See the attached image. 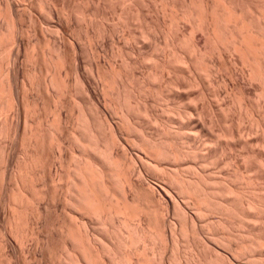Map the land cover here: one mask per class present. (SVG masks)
I'll use <instances>...</instances> for the list:
<instances>
[{
  "label": "bare ground",
  "instance_id": "1",
  "mask_svg": "<svg viewBox=\"0 0 264 264\" xmlns=\"http://www.w3.org/2000/svg\"><path fill=\"white\" fill-rule=\"evenodd\" d=\"M113 1L89 0L85 36L104 43L122 29L135 44L117 48L123 67L93 59L90 77L68 54L69 24L54 26L61 38L45 39L46 57L42 42L25 39L33 16L0 0V264H264V0ZM38 5L74 17L63 0ZM100 6L116 8L118 26L91 30ZM21 46L29 68L19 78ZM193 87L192 98L181 93ZM206 93L220 103L214 110ZM196 133L211 137L207 153ZM221 164L231 168L224 175L210 168ZM150 169L164 180L158 189Z\"/></svg>",
  "mask_w": 264,
  "mask_h": 264
},
{
  "label": "rangeland",
  "instance_id": "2",
  "mask_svg": "<svg viewBox=\"0 0 264 264\" xmlns=\"http://www.w3.org/2000/svg\"><path fill=\"white\" fill-rule=\"evenodd\" d=\"M43 1V0H42ZM41 0H16V3L18 4V10H19V12L21 13V14H23V15H32L33 17H32V19H34L33 21L35 22L34 24H32V23H30L29 21L27 22V20L24 22V24L27 26V29H29L28 31L29 32H27V34H25L26 36V38L25 39H29V40H32L35 44L37 43H41L40 45H37V47H36V49H37V53H41V55L42 54H44V53H46L45 54V56L47 57V55H49V53H50V51H49V49H48V47L46 46V45H43V43L45 42V39H47V41H51V43H53L54 41H58V39L59 38H61V35H60V32H59V30L56 28V27H54L57 23H62V24H64V25H66V26H68V24H69V27H70V30L71 31H69V33H68V36L66 37V45H68V48L70 49L69 51L70 52H68V50H67V52H68V54L70 53V56L72 55H74L73 57H75V54L77 55L78 54V57H80V59H81V66H82V69H83V71H84V73L88 76V75H90L91 74V70H90V64H91V62H92V60L93 59H95V60H93V62L94 61H96V60H101L102 61V63L104 64V65H106V67L107 68H109V66L110 65H112V66H114V67H123V57H121V56H119L118 54H117V48H121V47H130V45L131 46H134V42H133V40H131V39H123V34L124 33H122V29H120L118 32L116 31V35L114 34L112 37H110V36H108V37H106L105 39H104V43H102L103 41V38H101V39H99V37L98 38H96V39H98V40H93V42L92 41H88V37H86V36H88V34L87 33H84V32H88V31H86L87 30V28H86V26H87V23H86V20L85 19H88V13H86L87 12V10H88V6H89V0H63L64 2H66V3H68V4H70V6L72 5V6H74L73 7V9H74V17L72 18V19H70L69 21H68V19L66 20V15L64 14V12H62V10L60 9V7L59 6H56V7H59V8H57L56 10L58 11V13H59V15H57L56 17H54V18H51V17H49V15H48V13H47V11L46 10H44V8L41 6V5H38V4H40L41 2H42ZM135 1H137V0H131V1H127V2H125L124 3V5H128V6H131L132 4V6L134 7L135 6V3H137L138 1H144V0H138L137 2H134ZM146 1V0H145ZM151 1H153V0H151ZM157 2L156 4L157 5H159V6H161L159 3H160V1H157V0H154L153 2ZM26 2V3H25ZM39 2V3H38ZM112 2V1H111ZM114 3H115V0L113 1ZM159 2V3H158ZM117 3V2H116ZM91 5V4H90ZM155 5V4H154ZM157 7V6H155V7H157V8H160L161 9V7ZM105 6H100V9L101 10H103V13L105 14V12H106V15H102V11H100V17H102L103 16V19L102 18H96V22H95V24H97V22L100 24L99 26H98V24H97V26L98 27H96V25H94V28H96V29H94L93 27V29L91 28V30H98V32H99V29L100 28H102L103 26L105 27L106 25H102L101 26V23H105V24H107V25H109V26H118L117 24H118V20H117V16L118 15H116L117 13L115 12L116 10V8L115 9H112L111 10V8L109 9L108 7H105ZM76 9V10H75ZM105 9H106V11H105ZM160 9H158V10H160ZM61 10V11H60ZM115 10V11H114ZM157 10V11H158ZM105 11V12H104ZM156 11V13H157V15H159V17L160 18H162V16H164L163 18H168V17H165V15H163L164 13L162 12V9L160 10V12L161 13H159V12H157ZM113 12V13H112ZM25 13V14H24ZM116 13V14H115ZM155 13V12H154ZM76 14V15H75ZM115 14V15H114ZM160 14H162V15H160ZM87 15V16H86ZM102 15V16H101ZM108 15V17H106ZM112 16V17H111ZM31 17V16H30ZM106 17V18H105ZM105 19V20H104ZM50 20V21H49ZM72 20V21H71ZM37 22V23H36ZM53 22V23H52ZM86 23V24H85ZM31 24H32V26H31ZM48 25H52V26H50L49 28L47 27ZM43 26H44V28H43ZM72 26V27H71ZM101 26V27H100ZM35 27V28H34ZM46 27V28H45ZM103 27V28H104ZM72 28V29H71ZM86 28V30H84ZM99 28V29H98ZM47 29V30H46ZM135 28H133L132 27V30H134ZM73 30V31H72ZM103 30V29H102ZM102 30H100L101 32H102ZM104 31V30H103ZM95 32V31H94ZM123 32H124V29H123ZM58 33V34H57ZM121 33V34H120ZM87 34V35H86ZM86 35V36H85ZM101 40V41H100ZM36 41V42H35ZM38 41V42H37ZM131 41V42H130ZM127 43H128V45H127ZM124 45H126V46H124ZM40 46V47H39ZM73 46H75L74 48H73ZM77 46V47H76ZM140 46V45H139ZM22 47V46H21ZM20 47V51H21V49H22V51L20 52L21 54L19 55V59H18V61H17V67L18 68H20L19 69V72L20 73H18L19 74V78H21V74H22V69H27V68H29V62H28V60H26V56H25V50H24V48L22 47L21 48ZM81 47V48H80ZM94 47H100L99 49H100V52L98 53L99 54V56H98V54L97 53H93V48ZM47 48V49H46ZM75 48H79V49H77L76 50V52H75ZM46 49V50H45ZM85 49V50H84ZM98 49V50H99ZM147 50V51H145V52H150L149 51V49L148 48H142L141 49V51L142 50ZM160 51L162 52V53H164L165 54V52H164V50H163V47L159 50V54H160ZM49 52V53H48ZM125 52H126V50H125ZM142 52H144V51H142ZM101 53V54H100ZM142 54H144V53H142ZM95 55V56H94ZM163 54H161L160 55V57L162 56ZM94 56V57H93ZM138 57V55H135L133 58H135V57ZM166 56V55H165ZM5 56H4V54H3V52H2V54L0 55V60H2L3 58H4ZM96 57V58H95ZM136 57V58H137ZM165 59H167L166 57H164ZM164 58H163V56H162V59L164 60ZM19 62V63H18ZM28 62V63H27ZM145 64L146 63H144V66H145ZM28 66V67H27ZM142 65H140V67L138 68L139 69V71H141L140 73H142V71L143 72H145V70H146V68L145 67H141ZM69 67V66H68ZM68 67L66 66V68H63L64 70H63V81L64 80H66V82L67 81H71L70 79H72V76H70V73H68V72H70L69 71V69H68ZM145 68V69H144ZM68 69V70H67ZM129 69V68H128ZM68 73V74H67ZM178 74V73H177ZM174 75V77L173 78H176V80H178L179 79V81L181 82H184V79H182V77H181V75L179 76V75H176V73H174L173 74ZM172 74H171V77L173 76ZM216 76H217V74H215ZM92 76V74L90 75V77ZM61 77V78H62ZM220 77V76H219ZM178 78V79H177ZM181 78V79H180ZM206 78H208V77H206ZM207 80H209V82L211 83V79L210 78H208ZM207 80H205L204 82H206ZM92 84V87H95L94 89H95V91H96V93H97V95L99 96V99H100V101H104V99H106L105 98V93L103 94V88L102 87H100L99 86V88L92 82L91 83ZM205 86H206V84H205ZM204 86V87H205ZM207 86H208V89H209V83H207ZM211 86H212V88H214V86L212 85V84H210V90H211ZM97 87V88H96ZM168 87H170V86H168ZM204 87H202L201 86V90L204 92ZM217 87H219L220 89H222V87H220V86H217ZM170 88H174V86L172 85V87H170ZM198 87H193L191 90H181V93L182 94H189L190 95V97L191 96H193V95H195L197 92H198V90L199 89H197ZM218 88V89H219ZM172 89H168L167 88V90H168V93H169V91L171 90L172 91ZM176 88H174L173 89V92L172 93H175L174 92V90H175ZM190 89V88H189ZM194 90H196V91H194ZM34 91V90H33ZM33 91H31L32 93H33ZM187 91H189V92H187ZM191 91V92H190ZM211 92V91H210ZM209 92V93H210ZM167 93V94H168ZM171 93V92H170ZM195 93V94H194ZM187 94V95H188ZM192 94V95H191ZM34 96H36V92L34 91V94H33ZM66 96V95H65ZM77 94L75 93L74 95H72V97H74L73 99H76L77 98ZM72 97H70L69 95H67L66 96V98L68 99L67 101H70V100H72ZM78 98H79V96H78ZM192 98V97H191ZM206 98H207V100H206ZM164 99V98H163ZM163 99L161 100V106H160V112L161 113H164V104L165 105H167L168 104V101H167V99L165 98V100L167 101L166 103H165V100L163 101ZM77 100V99H76ZM190 100V101H189ZM213 100V101H212ZM217 100V99H216ZM66 101V102H67ZM164 103H163V102ZM188 101L190 102H188V104H190V105H192L193 106V104L191 103L192 101H191V99H188ZM205 101L206 102H208V103H211V105H209V106H213V108H212V110H214L215 109V106H214V104H216V106L217 105H219V104H217L216 102H215V100H214V96H213V94L211 93V94H208V93H206V96H205ZM210 101V102H209ZM66 102H65V105H64V113H65V115H68L69 117H71V109H70V107H68L67 106V104H66ZM71 102V101H70ZM74 102H76V101H74L73 100V102L72 103H74ZM178 102H179V100H178ZM181 102V104L182 103H184V108H182V109H185L186 108V105H187V107L189 106L188 104H187V100H184V101H180ZM162 103H163V105H162ZM186 104V105H185ZM162 107H164L163 109H162ZM182 107H183V105H182ZM210 107V108H211ZM218 107V106H217ZM210 108L208 107V109L210 110ZM162 109V110H161ZM70 111V112H69ZM163 111V112H162ZM160 113V114H161ZM11 114V115H10ZM15 114L13 113V112H11V113H9V116L10 117H13ZM49 115H51V114H49ZM163 115H165V113L163 114ZM166 115H168V117L170 116V114L168 113V114H166ZM1 116H3V115H1ZM0 116V117H1ZM162 116V115H161ZM15 118H16V116H14ZM49 117H52V115L51 116H49ZM115 117V116H114ZM164 117V116H163ZM15 118H13V119H15ZM165 118H167V116L165 117ZM2 119V120H1ZM3 119H4V116H3V118H0V121L2 122L3 121ZM114 119H117V121L120 123V121H119V118H117V117H115ZM188 119L189 118H187V120H185V121H188ZM16 120V119H15ZM183 121H184V119H183ZM0 122V123H1ZM23 122V119L21 120V124L22 125H20V131H22L23 132V130H24V124L22 123ZM189 122V121H188ZM177 125V124H176ZM174 126V125H171V126H174V128L175 127H179V125L178 126ZM209 126H212V125H209ZM209 126H208V128H209ZM213 126H215V125H213ZM212 126V127H213ZM217 126L218 127H216L215 126V128H214V130L216 129V132L211 128V131H212V133H214V136L216 135L215 133H217V132H219L218 133V135L219 134H221L220 133V129H221V127H220V124L218 125V123H217ZM219 127H220V129H219ZM23 128V129H22ZM171 130H175L176 131V133L179 131V129H177L176 130V128L175 129H173L172 127H170V132H173V131H171ZM209 130H210V128H209ZM175 131L173 132L174 133V136H175ZM214 131V132H213ZM194 132L195 131H193V137H194ZM198 132V131H197ZM180 133V132H179ZM181 134H184L183 132L182 133H180V134H178V135H180L181 136V139L180 140H182V141H184L185 140V135L182 137V135ZM197 134V135H196ZM195 135L197 136V143H198V145H199V147L200 146H203V148L205 147V146H207V148L204 150L202 147V149L203 150H201L200 152H205V151H209L208 149L210 148V149H212V145H214V144H211L209 141L211 140V137L210 138H208L209 136L208 135H206L205 136V134H202V133H196ZM176 136H177V134H176ZM180 136H179V138H180ZM195 136V137H196ZM217 136V135H216ZM186 137H187V134H186ZM218 137V136H217ZM219 137H221V135L219 136ZM182 138H184V140L182 139ZM196 139V138H195ZM200 139V140H199ZM207 139V140H206ZM208 139H210L209 141H208ZM201 143H203V142H205V141H207V142H209V143H207V142H205L204 144H200L199 142ZM185 142V141H184ZM210 145V147L208 148V146ZM134 147V146H133ZM135 147H137V146H135ZM134 147V148H135ZM15 149H14V151H12L11 150V156L12 155H14V157H12V158H17L18 157V147H14ZM200 148V149H201ZM240 148V149H239ZM237 150H235L234 152L236 153V152H238L237 154H239V152H241L242 153V155L244 154V151H245V149L243 148L242 149V147H239ZM122 149V148H121ZM138 149V148H137ZM136 149V150H137ZM244 150V151H243ZM207 152H205V153H207ZM14 153V154H13ZM202 153V154H203ZM220 154V156L219 157H223V155H222V153H219ZM239 156H241V154H239ZM241 161H242V163L244 162V165H245V160H244V158H243V156H241ZM227 168H226V167ZM215 167V168H214ZM210 168H212L211 170L212 171H216V172H218V173H221L222 175H224L225 173H226V171L228 170L229 171V169H231L230 168V166H227V165H223V164H221L220 166H217L216 167V165L215 166H210ZM153 169V171H154V168H152ZM152 169H150V171H151V173L153 172L152 171ZM185 169V168H184ZM187 169V168H186ZM221 169V170H220ZM227 169V170H226ZM156 170V169H155ZM211 171V172H212ZM223 172V173H222ZM155 173V174H154ZM154 173H152L153 175H154V177L152 178V176H151V180H149L151 183H150V185L152 186V188H155V187H157L156 189H158V186L162 183V181L161 180H163L162 179V177L159 175V173L156 175V173H157V171H155ZM213 174V173H212ZM252 173H248V176H250ZM247 175V174H246ZM253 176V175H252ZM159 177H161V178H159ZM157 178V179H156ZM161 182H160V181ZM164 181V180H163ZM160 184H159V183ZM159 184V185H158ZM154 186V187H153ZM6 212H5V210L3 209V208H0V223H3V222H5V219H6ZM30 239V240H29ZM28 239V243H30V244H27L29 247L31 246V247H33L34 246V242H33V240H32V238H29ZM6 249H7V252L8 253H12L11 255L12 256H14V254H15V249L12 247V246H10V245H7L6 246ZM23 253V252H22ZM22 255V259H24V257H25V260H26V258H27V260L26 261H30V258H29V255H28V253L27 252H25L24 251V253L23 254H21ZM24 256V257H23ZM253 262H255V261H253ZM259 263V261H257L256 260V263ZM256 263H254V264H256Z\"/></svg>",
  "mask_w": 264,
  "mask_h": 264
}]
</instances>
